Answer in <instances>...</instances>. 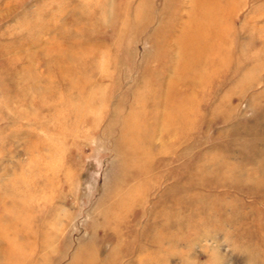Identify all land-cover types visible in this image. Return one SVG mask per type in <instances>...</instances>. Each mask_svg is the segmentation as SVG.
I'll return each mask as SVG.
<instances>
[{"label":"rangeland","instance_id":"rangeland-1","mask_svg":"<svg viewBox=\"0 0 264 264\" xmlns=\"http://www.w3.org/2000/svg\"><path fill=\"white\" fill-rule=\"evenodd\" d=\"M194 1L0 0V264H264V0Z\"/></svg>","mask_w":264,"mask_h":264},{"label":"bare ground","instance_id":"bare-ground-1","mask_svg":"<svg viewBox=\"0 0 264 264\" xmlns=\"http://www.w3.org/2000/svg\"><path fill=\"white\" fill-rule=\"evenodd\" d=\"M194 1V0H193ZM209 2L210 4L208 6H202L200 3L198 2ZM195 3H198L197 5ZM194 4V9H192L191 11L188 12V18L190 17H196L199 18L201 16H203L205 18V20H209L211 17V8L213 10H218V7L216 5V0H197L196 2L194 1L193 2ZM220 5V3H218ZM218 12V11H217ZM217 14V13H216ZM215 16V15H214ZM218 16V15H217ZM210 21V20H209ZM213 22V21H212ZM215 23V22H214ZM204 30H209L208 26H205L203 28ZM195 32V30H194ZM195 34H197L195 32ZM184 36V37H183ZM182 39H181V42L179 43L180 45L178 46V51H180V54L182 53L183 56L185 57H179L178 58V64L176 67H178V70L177 72H179L181 74V77L183 78H187L188 76L190 75H194L192 72H195L193 71V69H191V67H193V65L197 62H200V64L202 65L203 62H202V55L208 51V46L209 45V49L210 47L214 44V43H211L210 42H207L205 41L203 44L200 42V41H197L196 38H194L195 36L194 35H187V34H184L182 35ZM213 42V41H212ZM212 44V45H211ZM211 51V50H210ZM208 53H211V52H208ZM219 64V62H218ZM201 69L203 68L202 66H200ZM197 71V70H196ZM189 73V75L187 76L186 74ZM196 76V75H195ZM182 80V79H181ZM177 80L173 79L171 82H170V85L166 91V93H164L166 96L168 95V98H171L172 100H175L174 98H177L176 97H173V90H174V86H176L178 84V82H176ZM181 82V81H180ZM187 82V81H186ZM184 82V84H186V87L185 88H188L189 84L190 83H186ZM183 84V83H182ZM188 84V85H187ZM183 90V89H182ZM189 90H190V86H189ZM181 94V92H179ZM179 95V94H178ZM181 97V96H179ZM183 98H185V96L182 95ZM186 99V98H185ZM185 103L186 101H181L179 103H177L176 105L173 106V109L175 108H180V107H183L185 106ZM127 121V119H126ZM125 121V122H126ZM164 121V120H163ZM175 121V120H174ZM165 123V122H164ZM142 125V124H141ZM172 125V124H171ZM126 127V126H125ZM130 127V126H129ZM128 127V128H129ZM127 130L129 131L130 129ZM124 130V129H122ZM126 130V129H125ZM126 130V131H127ZM132 159V158H131ZM133 162V161H132ZM136 164V163H135ZM142 168V167H141ZM136 187H139L140 184L138 183H135ZM140 186H143V185H140ZM136 190V189H135ZM133 190H126V193H125V196H122L121 200L126 198V196L128 195V197L130 196H133L134 194L132 193ZM134 193H137L134 191ZM130 195V196H129ZM124 202V201H122ZM93 251H89L88 248H85V247H79L77 249V252L75 254V259H78V258H83V257H90L91 260L89 261V264H97V259L96 257L93 255ZM93 255V256H92ZM79 260V259H78Z\"/></svg>","mask_w":264,"mask_h":264}]
</instances>
